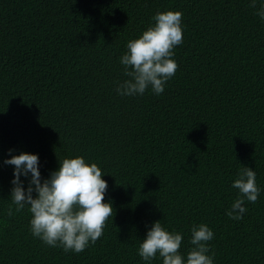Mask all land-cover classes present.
Listing matches in <instances>:
<instances>
[{
  "label": "trees",
  "instance_id": "1",
  "mask_svg": "<svg viewBox=\"0 0 264 264\" xmlns=\"http://www.w3.org/2000/svg\"><path fill=\"white\" fill-rule=\"evenodd\" d=\"M262 2L0 0V264H162L137 251L157 220L183 235L185 258L191 227L205 223L214 264H264ZM166 10L183 14L175 76L161 95H119L127 42ZM20 152L38 154L42 181L66 157L101 168L113 217L83 252L47 246L28 206L15 211L4 161ZM245 166L261 191L233 220Z\"/></svg>",
  "mask_w": 264,
  "mask_h": 264
},
{
  "label": "clouds",
  "instance_id": "2",
  "mask_svg": "<svg viewBox=\"0 0 264 264\" xmlns=\"http://www.w3.org/2000/svg\"><path fill=\"white\" fill-rule=\"evenodd\" d=\"M250 7L256 9L257 0H251ZM256 15L264 20V2ZM182 18L183 14L178 10L157 11L152 17L154 23L138 38L127 42L120 63L128 79L118 83L116 91L119 95H143L149 88L156 95L164 92L166 83L179 67L173 57L174 49L183 44ZM12 151L9 149L10 153ZM4 163L14 166L12 203L16 205V212L28 206L30 232L34 237L47 246L60 247L66 253H80L103 235L114 209L110 201L105 202L108 183L96 163L86 162L83 156L63 158L59 160L58 169L43 181L38 154L20 152L10 155ZM29 174L31 179L25 190L21 175L28 177ZM232 187L238 190V195L226 215L241 220L247 211L245 201L255 204L261 191L255 171L247 166L240 168ZM8 215H14L11 206ZM190 231L192 247L185 258L180 252L183 235L167 230L157 220L139 243L138 255L145 261L159 255L162 264H214L215 253L209 255L208 245L214 238L213 230L200 223L194 224Z\"/></svg>",
  "mask_w": 264,
  "mask_h": 264
}]
</instances>
